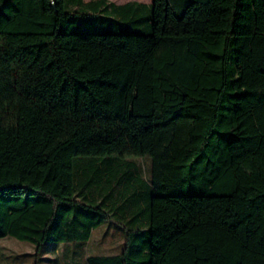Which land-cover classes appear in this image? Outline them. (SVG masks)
<instances>
[{"label":"trees","instance_id":"1","mask_svg":"<svg viewBox=\"0 0 264 264\" xmlns=\"http://www.w3.org/2000/svg\"><path fill=\"white\" fill-rule=\"evenodd\" d=\"M104 223L80 264H264V0H0V239Z\"/></svg>","mask_w":264,"mask_h":264},{"label":"rangeland","instance_id":"2","mask_svg":"<svg viewBox=\"0 0 264 264\" xmlns=\"http://www.w3.org/2000/svg\"><path fill=\"white\" fill-rule=\"evenodd\" d=\"M108 1L116 2V0ZM142 26L145 27V25ZM105 27H111V25L110 20H107L104 15L71 16L65 32L84 33ZM141 32L147 33L144 28ZM19 72L18 66L11 71L13 78L17 76V81L21 80ZM143 168L147 170L150 168L148 158H144V165L141 166L142 171ZM110 227L113 226L104 223L93 232L91 239L86 244H59L54 247L53 243H49L41 248L40 253L37 252L34 245L28 242L5 237L0 239V264H80L86 257L115 255L121 250L124 239L121 233ZM74 250L76 254H73Z\"/></svg>","mask_w":264,"mask_h":264},{"label":"crops","instance_id":"3","mask_svg":"<svg viewBox=\"0 0 264 264\" xmlns=\"http://www.w3.org/2000/svg\"><path fill=\"white\" fill-rule=\"evenodd\" d=\"M90 1H93V0H83L84 3H88ZM128 2H138V3L144 4V5H149L151 3V0H131V1L130 0H116V2H112V3H114L116 5H122V4H125Z\"/></svg>","mask_w":264,"mask_h":264}]
</instances>
